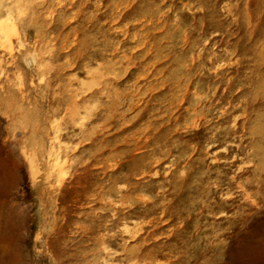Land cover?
Returning <instances> with one entry per match:
<instances>
[{"label":"rangeland","instance_id":"374dc122","mask_svg":"<svg viewBox=\"0 0 264 264\" xmlns=\"http://www.w3.org/2000/svg\"><path fill=\"white\" fill-rule=\"evenodd\" d=\"M1 3L0 264H264V0Z\"/></svg>","mask_w":264,"mask_h":264},{"label":"bare ground","instance_id":"6f19581e","mask_svg":"<svg viewBox=\"0 0 264 264\" xmlns=\"http://www.w3.org/2000/svg\"><path fill=\"white\" fill-rule=\"evenodd\" d=\"M11 15H12V12H11L10 8H8V5H5V3H1L0 4V38L1 37H5L6 35H8V37H9V34H8L9 31L14 29L13 26H12V24H11ZM12 32H11V34H13ZM10 36L13 37L14 35H10ZM7 40L5 39L7 45H9L8 42H7Z\"/></svg>","mask_w":264,"mask_h":264}]
</instances>
